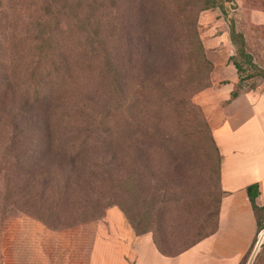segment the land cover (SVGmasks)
<instances>
[{
    "label": "trees",
    "instance_id": "obj_1",
    "mask_svg": "<svg viewBox=\"0 0 264 264\" xmlns=\"http://www.w3.org/2000/svg\"><path fill=\"white\" fill-rule=\"evenodd\" d=\"M83 2L89 9L82 17ZM95 2L0 0V220L20 212L50 230L99 220L129 191L135 198L142 192L151 151L184 148L176 139L148 136L141 126V112L145 118L148 108L139 100L149 98L153 89L137 78L144 77L161 52L157 28L136 24L132 32L131 27L133 37L126 39L124 51L120 41L125 38H108L112 29L96 23ZM222 2L231 0H211L208 7ZM33 9V15L25 14ZM134 18L144 21L143 11L137 10ZM122 26H114L116 33L124 34ZM193 35L197 60L209 66ZM232 40L243 55L242 38L232 33ZM129 74H134L131 85ZM82 87L92 91L79 106ZM134 98L138 120L129 113ZM256 193V188L248 189L252 201ZM121 212L137 233L148 232L138 231L123 208ZM64 213L86 218L59 227L51 223Z\"/></svg>",
    "mask_w": 264,
    "mask_h": 264
},
{
    "label": "rangeland",
    "instance_id": "obj_2",
    "mask_svg": "<svg viewBox=\"0 0 264 264\" xmlns=\"http://www.w3.org/2000/svg\"><path fill=\"white\" fill-rule=\"evenodd\" d=\"M95 1L96 9H99L96 23H107L112 29V32L108 31V38H116L118 35L125 38L120 41L124 51L128 45L126 39L133 37L130 33L131 27L132 32L136 24H150L157 28L156 39L161 46V52L149 62L143 73L144 77L137 78L138 84L145 83L147 89L151 91L153 89L149 98L139 100V105L144 110L148 108L145 118H142L144 114L141 112V126L148 136L160 140L173 138L184 144L183 149L175 152L151 151L150 161L143 171L142 192L135 198L129 191V196L115 201L119 205L111 206L106 211L110 208H118L121 211L123 208L128 218L136 223L138 231L152 232L166 252H181L214 230L221 197L217 175L218 156L212 144V129L208 115L197 103V96L212 84L216 86L225 83L218 80L226 79L230 74L226 71L220 75L218 73L220 69H230L238 76L235 95L264 91V59H253L258 53L245 44L244 52L250 54V59H244L238 51V42L236 46L233 45L236 57L228 60L225 57V49L223 52L219 51L222 53H211L204 48L205 28L200 24V19L206 12L229 10L231 5L226 2L216 7H208L211 0ZM85 5L83 2L80 6L79 15L82 17L89 9ZM137 10L143 11L144 21L142 19L135 21L134 15ZM104 11H108L107 16ZM25 14L33 15L34 9ZM118 22L123 25L122 29H125L123 35L116 33L114 29ZM193 31L200 41L202 54L209 66L197 60L199 57L192 45L195 38ZM178 42L181 43L180 49L177 47ZM236 64L240 66L238 72L234 67ZM133 76L134 74L132 76L129 74L127 82L129 85L133 83ZM78 90L76 104L80 103L78 104L80 106L83 105V98L86 99L91 94L92 88L82 87ZM130 92L128 91L127 95H130ZM135 104L137 103L134 98L129 113L138 120L139 116L135 115L133 108L138 104ZM149 178H153L154 181H150ZM152 193H155L153 198L150 196ZM6 207L7 205H4V210ZM14 209L18 211L16 209L22 208L14 206ZM88 215L90 217L92 214ZM85 218L84 215L79 217L64 213L57 219H52L51 223L59 227ZM33 221L43 225L41 221L20 212L9 214L0 220V264L6 263L10 253L8 239L22 234ZM92 222L95 221L78 226ZM156 224H159L158 230L155 228ZM258 240L259 237H256L243 264H248Z\"/></svg>",
    "mask_w": 264,
    "mask_h": 264
},
{
    "label": "crops",
    "instance_id": "obj_3",
    "mask_svg": "<svg viewBox=\"0 0 264 264\" xmlns=\"http://www.w3.org/2000/svg\"><path fill=\"white\" fill-rule=\"evenodd\" d=\"M230 5L201 17L204 48L225 49L226 60L236 57L234 33L258 53L253 59H264V0H231ZM242 56L250 59L249 53ZM234 67L238 72L240 66ZM226 71L230 76L218 80L224 84H212L196 99L209 117L218 156L221 197L211 234L169 253L152 232L137 233L118 208H110L100 220L69 229L28 222L22 234L8 239L5 264H243L256 237L264 234V91L233 96L238 76L230 69L218 73ZM249 188H256L253 201ZM253 264H264V241Z\"/></svg>",
    "mask_w": 264,
    "mask_h": 264
},
{
    "label": "water",
    "instance_id": "obj_4",
    "mask_svg": "<svg viewBox=\"0 0 264 264\" xmlns=\"http://www.w3.org/2000/svg\"><path fill=\"white\" fill-rule=\"evenodd\" d=\"M262 241H264V234H262L259 237V240L257 242V245H256V247H255V249H254V251H253V253H252L251 257H250V260L248 261V264H253V261L255 259V256H256V254L258 252L259 246L261 245Z\"/></svg>",
    "mask_w": 264,
    "mask_h": 264
}]
</instances>
